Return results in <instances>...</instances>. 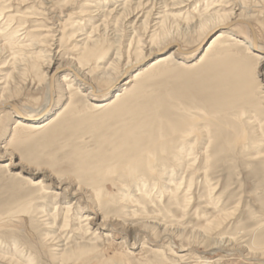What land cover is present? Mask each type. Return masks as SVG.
Listing matches in <instances>:
<instances>
[{"label": "rangeland", "instance_id": "rangeland-1", "mask_svg": "<svg viewBox=\"0 0 264 264\" xmlns=\"http://www.w3.org/2000/svg\"><path fill=\"white\" fill-rule=\"evenodd\" d=\"M64 1L0 0V46L3 29L34 41L26 64L11 53L0 58V97L38 109L43 91L31 86L44 85L50 65H67L59 82L70 79L41 120L55 124L40 133L15 134V115L0 113V264H264L247 259L264 250V61L257 68L256 56L246 54L245 35L205 63H195L199 49L177 54L118 104L97 107L174 49L152 44L163 29L189 49L207 17L234 9L264 44V0H149L130 22L118 7L141 0ZM105 5L117 7L118 19L85 15ZM90 39H98L102 59H87ZM141 50L133 70L95 99L68 76L79 68L104 88ZM9 161L29 181L6 171ZM96 225L106 229L96 233Z\"/></svg>", "mask_w": 264, "mask_h": 264}, {"label": "bare ground", "instance_id": "bare-ground-1", "mask_svg": "<svg viewBox=\"0 0 264 264\" xmlns=\"http://www.w3.org/2000/svg\"><path fill=\"white\" fill-rule=\"evenodd\" d=\"M74 1H76V0H74ZM173 1H174V3H179V2H183L184 0H173ZM185 1L188 2L189 0H185ZM67 3H68V0L67 1L65 0L62 5L64 6V4H67ZM148 3H149V0H147L146 2H143V0H141L140 2H137L135 4H132L131 1H123V3L118 7V8H120V11H121V14H120L121 20L129 21L135 15V13H137L139 11L141 12V10L143 11V9H145L148 6ZM62 5H60V6H62ZM68 5H70V3H68ZM174 5H176V4H174ZM86 7L88 8V7H94V6L93 5H89V6H86ZM1 10H3V9H1ZM233 10L234 9L229 10V12L224 10L222 13H220V11H216V13L211 14L209 17H207L208 19L206 21H204V23H201V26H200L201 30H204V32L201 35L202 37L200 38V40L198 41V43L194 47L189 48V49H185L183 47V45L178 40L171 39L170 35L167 34L166 30H164V29L162 30V28H161L162 34L161 35L154 34V36L151 38L152 44L155 47L157 46L158 49H163V48L168 47L170 45H174V49L172 51H170L169 53L161 56L160 58H158L154 62L148 64L143 69V71L138 72L135 75H133V77L131 79H129L125 83H123V85H125L126 87H123L122 90L116 91L113 94V98L111 100H109V101L103 100L102 102L97 103V107L103 108V107H106V106H109V105L118 104L119 102H121L124 98H126L130 94L131 90L133 89V85L135 83H137L140 80V78H142L143 76L148 74L152 69H155L159 65L165 64L166 62L171 61V60L174 61L176 59V55L177 54L181 55V56H184V57H187V56L189 57V56L193 55L199 49V50H201V52H200L197 60L195 61V63L196 64L197 63H205V62H207L210 59V57L213 54H215V52L219 49L220 46H222L223 44H226V43H231V42L233 43V41H236L237 37L239 35H241V34L245 35V40H247V43H248L247 44V48H246V54L247 55L251 54V55L256 56V67L258 68L260 66V64L264 61V44H261L259 42L257 34H256V30L254 29V27L252 26L250 21L247 20L246 18H244V16L242 14L241 15H235V12ZM151 11H148L145 19L141 23L142 26L140 25L141 27H145V28L147 27V24H148L147 21H148L150 15H151ZM116 12H117V7L113 8V9H110V8H108V5H105V6L95 7V10L92 11V12L90 10H87V14H85V15H95V16L104 15V16H108V18H109L111 16H114L113 14H115ZM118 12H119V10H118ZM1 15H3V14H1ZM245 17H247V16H245ZM161 18H163V17H161ZM112 19H118V18H116L114 16V18H112ZM139 20H140L139 17L136 18L133 26L134 25L136 26V24L138 22L140 24ZM161 20H163V19H161ZM113 21H114L113 23L116 22L115 20H113ZM45 22H46V20H45ZM23 23H24V21H23ZM160 24H161V22H160ZM235 24L238 25V26H233ZM155 25H156V27H158L157 24H155ZM162 25H165V23L162 24ZM133 26L131 28H134ZM131 28L129 30H131ZM51 29H52V27H50L49 31H54L53 29L52 30ZM215 29H223V30H221L219 32H216V33H214L213 35H211L209 37V35H210L209 33H211V31H213ZM3 30H4L3 33L5 35H7V36H5L4 44L0 46V58H2L4 54L7 55V54L11 53V54L15 55V57H13V60H14V62L17 65L19 64V66H20V64H24V63L26 64V62L29 61V57H30V55L28 56L27 52L29 51L30 48H32L34 46V41L32 40L30 43L26 44L25 40L21 41L20 37L16 36L18 34V32H15V31L13 32L12 31V33L8 35L7 34L8 33L7 29H3ZM141 30H143V28ZM244 32H245V34H244ZM75 34H77V33H75ZM206 35H208V36H206ZM69 36H71V35H69ZM72 36H73V32H72ZM76 36H73L72 39L74 37H76ZM45 37H47V36H45ZM207 38H208V40L205 42V40ZM97 40L98 39H96V41L93 42V40L90 39V41H92V44L89 47V49L91 48V50L89 51V54L91 53L90 54V58L89 57L88 58L85 57V58L91 59V57H92V58H95L97 60L103 58L101 55L103 53H105V52L102 51L101 47H99V42ZM88 41L89 40H87V42ZM40 42H41V40H40ZM204 42H205V44L203 45ZM83 43H85V42H83ZM84 45H87V43H85ZM80 47H81V45H80ZM103 47H105L104 44H103ZM77 48H79V46H77ZM98 48H100L102 52H99L100 50L97 51ZM80 50L81 51L82 50L85 51V50H87V47L85 46V48H82ZM107 50H109V49H107ZM107 50H105V51L107 52ZM81 51H79V52H81ZM141 53H142V55L141 56L139 55V57L135 61H128L123 66L122 70H120L121 72H119V74L116 73L117 77L116 78L114 77L115 79H111L110 78L108 84L104 88H99L95 84V82L93 80H95L96 77H95V79L92 78V80H91L90 77H87L85 74H83L82 71L79 68L78 69H76L74 67L68 68V70H67L68 71V76L71 77L72 82H76V84L79 86L78 89L79 88L87 89L88 95H91V97H93V99H95L94 97L102 96L104 93H108V91L111 88V86H113L114 83H116L122 77V75H126L127 73H130L133 70V68L139 63V61L143 59V57H144L143 50H141ZM51 54H52V52H51ZM98 54H101L100 55L101 57H97ZM150 54H152V52ZM3 59H4V57H3ZM30 60H31V57H30ZM97 60H95V61H97ZM183 60H184V58H183ZM183 60L178 61L179 64L184 63L185 61H183ZM194 64H192V65L194 66ZM66 67H67V65H65L64 63H60L58 66L50 65L49 69L47 70V73H45V76H46L45 78L46 79H45L44 85L41 86L40 84H37V85H34L36 87L31 86L33 88V90H35V91H40V90L43 91V99L41 101V104H39L40 107L38 109H34V110L33 109L32 110L31 109L30 110L19 109L18 105L14 101H12L10 99H6L5 97H2L5 94L6 87L0 88L1 89V95H2L0 97L1 98L0 99V113L7 111V113L10 112L11 114L15 115V117H16V120H15L16 125L13 128V131L15 132V134L17 132H19V131L20 132L24 131V132L29 134V135L27 134L28 136H30V135H34V134L40 133V132L52 127L55 124V120L53 118H50V119L45 120V121H41V120L42 119L44 120L45 117L48 114H50L52 112V110L56 107V104L58 102L57 99H58L59 92L62 93V92H66L67 91V87H65V85H62V82L70 81V79L68 80L67 78H63L62 82H59L60 76L62 75V72L65 71L64 69ZM2 69H4V67ZM108 72H110V71H108ZM100 86H102V85H100ZM10 113H8V114L10 115ZM195 148H196V142L194 143L193 146H191L190 153H192V152L195 153ZM6 154L7 153L5 151V153H3V155H6ZM190 155H192V154H189L187 156H190ZM2 158H4V156H2L0 159H2ZM197 159L198 158H193L192 159L194 164L197 162ZM13 164H14V162L12 163V162L9 161L7 163H4L3 166L5 167V169H7L6 171H9L10 173H13V170H14ZM14 165L18 166L19 164L15 163ZM22 172H23V170L22 171H18L17 170L13 174L18 179L28 180L25 176H23ZM163 179H165V178H163ZM182 181H184V178L182 179ZM177 185H176L177 187H181L183 185V183L180 182ZM190 185H192V180H190ZM144 186L145 185H143V187ZM66 208L68 209V207H66ZM69 208H70V205H69ZM69 212L70 211L68 210L67 213H69ZM89 221H91V220H89ZM96 227H97L95 229L96 233L97 232L101 233L103 229H106V228H104V226H100V225H96ZM87 230H90V229L87 228ZM229 245H230V243H229ZM38 250H39V248H38ZM232 251H234V250H232ZM63 253H64V251H63ZM255 253L251 254V255H255V257H252V258L247 257V259H251L252 260V259L258 257L260 260H263V258H264V250L263 251L261 250V252L257 251L256 254ZM247 256H250V254L247 255ZM62 257H63V255H62ZM31 261L32 260H30V262Z\"/></svg>", "mask_w": 264, "mask_h": 264}]
</instances>
